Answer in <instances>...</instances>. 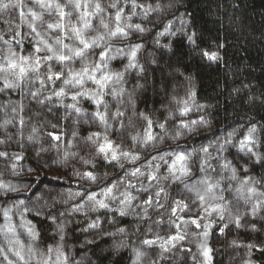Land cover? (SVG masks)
Segmentation results:
<instances>
[{
	"label": "clouds",
	"instance_id": "clouds-1",
	"mask_svg": "<svg viewBox=\"0 0 264 264\" xmlns=\"http://www.w3.org/2000/svg\"><path fill=\"white\" fill-rule=\"evenodd\" d=\"M0 264H264V0H0Z\"/></svg>",
	"mask_w": 264,
	"mask_h": 264
}]
</instances>
